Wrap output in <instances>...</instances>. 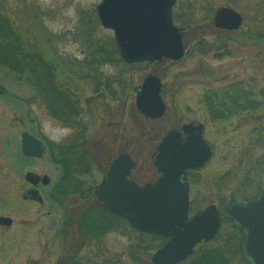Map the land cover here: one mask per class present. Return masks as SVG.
I'll return each instance as SVG.
<instances>
[{
  "label": "rangeland",
  "instance_id": "obj_1",
  "mask_svg": "<svg viewBox=\"0 0 264 264\" xmlns=\"http://www.w3.org/2000/svg\"><path fill=\"white\" fill-rule=\"evenodd\" d=\"M101 1L0 0V12L17 21H13L17 34L36 45L53 66L58 85L67 88L73 98L79 100L89 123L88 145L98 164L93 172L96 185L102 181L110 163L123 154H129L136 162L135 176L139 177V184L154 181L157 178L154 155L168 132L191 122L205 126V139L213 155L205 167L193 172L190 197L191 203L197 200L199 209L191 210V214L215 204L222 216L221 229L214 240L198 245L196 252L180 264L196 254L201 255L205 248L230 250L237 238L231 236L229 240L234 225L225 216V209L233 204L228 202L232 192L251 189L239 184L247 169L245 153L256 147L258 157L259 150L264 149V144L259 143V139H264V105L260 109L256 106V110H235L233 117L213 121L206 99L213 95L220 100L214 94L217 90L241 83L252 101L259 103L262 100L264 0H180L182 3L177 12L182 15L192 14L201 3H210L214 13L226 6L239 11L244 25L230 38L215 30L213 24L210 28L209 25L203 28L202 32L213 42L226 46L220 57L217 52L205 55L203 50L191 47L195 35L187 34V28L174 21L184 31L185 57L174 63L167 60L126 67L122 85L118 83L119 69L107 65L96 83L83 77V70L76 62L85 57L82 40L89 30L91 33L95 31L99 37H114L113 31L101 26L97 13ZM148 75H156L164 83L162 95L167 113L161 119L151 120L136 108V95ZM107 76L114 80L111 82L112 90L116 95L118 91L122 92L124 100L113 98L115 94L107 88ZM34 93V87L25 78L0 66V216L14 220L10 227L0 225V264H57L67 255V245L74 238L72 231L67 232L63 225L64 212L50 198L51 188L61 175V167L52 161L50 149L73 137L76 130L51 118L37 101L29 102ZM65 128L70 130L67 134L63 132ZM24 131H29L45 144L42 159L22 157ZM31 171L51 178L52 184L46 190L43 204L23 199L24 192L30 188L25 175ZM250 187L255 185L250 184ZM246 202L239 199L235 203ZM128 240L121 233H111L99 245L88 243L79 255L98 263L112 262L122 254ZM232 256L234 264H248L242 259V254Z\"/></svg>",
  "mask_w": 264,
  "mask_h": 264
},
{
  "label": "water",
  "instance_id": "obj_2",
  "mask_svg": "<svg viewBox=\"0 0 264 264\" xmlns=\"http://www.w3.org/2000/svg\"><path fill=\"white\" fill-rule=\"evenodd\" d=\"M177 0H102L97 13L102 26L114 32L121 58L128 64L179 61L185 57L184 31L174 24L173 9ZM214 26L221 30H239L244 18L232 7H221L214 16ZM163 82L148 75L136 95V108L155 120L165 117L167 104L162 95ZM203 124L187 123L182 130L168 132L155 156L161 176L144 186L129 176L135 161L129 154L114 159L94 196L111 215L127 220L138 232L160 235L166 243L153 253V264H180L201 243L214 240L221 229L222 216L215 204L191 215L189 170L203 168L212 157ZM41 141L23 134V151L41 156ZM26 180L36 186L48 176L28 172ZM24 200L44 199L36 188L23 194ZM225 216L243 237V257L249 264H264V191L246 203H233ZM11 217L1 216L0 225L12 226Z\"/></svg>",
  "mask_w": 264,
  "mask_h": 264
},
{
  "label": "trees",
  "instance_id": "obj_3",
  "mask_svg": "<svg viewBox=\"0 0 264 264\" xmlns=\"http://www.w3.org/2000/svg\"><path fill=\"white\" fill-rule=\"evenodd\" d=\"M181 3L182 1L178 0L174 8V21L180 27L187 28V34L195 35V41L190 44L191 47L203 50L205 55L217 52L219 53L217 56H223V53L220 52L226 50V46L213 42L207 34L202 32L204 27L209 25L210 28L213 24V6L210 3H201L199 9H195L192 14L186 16L177 12V7ZM13 21L17 22L2 11L0 12V66L25 78L34 87L35 93L29 102L37 101L51 118L65 127L76 130L75 135L66 142L49 148L52 161L61 167V175L51 188L50 198L52 203L64 212L63 225L66 226L67 232L72 231L74 237L67 245V255L61 258L57 264H152L150 261L152 252L160 248L166 239L158 235L136 231L125 219L109 214L94 197L96 184L93 172L94 167L98 164H96L88 145L89 123L85 117V111L81 108L79 100L74 99L67 88L58 85L53 66L45 59L44 54L37 49L36 45H31L17 34ZM98 25L100 24L98 23ZM217 31L225 38L232 37L234 33ZM85 34L82 40L85 57L80 61L76 60L78 68L83 70V77L95 80L97 83L102 77L101 74L105 72L104 68L111 65L119 69L118 83L122 85L126 67L148 65V63L130 65L124 62L113 36L99 37L95 31L91 33L90 30ZM106 78L109 82L107 88L115 94L113 98L124 100L122 92L118 91L119 93L116 95L112 90L111 82L114 80L108 76ZM214 94L219 96L220 100H217L213 95H209L206 99L210 118L213 121L227 120L236 114L235 110L241 112L256 110V106H259L260 109L264 105V89L260 92L262 100L256 103L252 101L247 89L241 83L229 85L226 89L217 90ZM259 143L264 144V139H259ZM255 152L256 147L245 153L244 161L247 163V169L244 170V176L239 184L251 189L232 192L228 198L230 204L239 199L249 201L264 191V177L262 176L264 149L259 150L258 157ZM99 169L101 170L100 167ZM225 178L223 177V179ZM190 179L191 181L194 179L193 173L190 174ZM250 184L255 187H250ZM222 202L226 203V200L222 198ZM197 209H199V203L195 199L191 203V210ZM117 232L127 236L129 240L124 251L116 260L98 263L80 257L81 250L88 243L96 242L99 245L109 234ZM231 236L237 238V242L232 244L230 250L226 251L219 247L205 248L201 255L196 254L184 264H234L232 254L241 256L242 238L236 227L232 234H229V240ZM65 239L67 240V238ZM242 259L244 260L243 255Z\"/></svg>",
  "mask_w": 264,
  "mask_h": 264
},
{
  "label": "flooded vegetation",
  "instance_id": "obj_4",
  "mask_svg": "<svg viewBox=\"0 0 264 264\" xmlns=\"http://www.w3.org/2000/svg\"><path fill=\"white\" fill-rule=\"evenodd\" d=\"M237 84V83H236ZM183 125H185V124H183ZM183 125L180 127V129H178V130H181V128L183 127ZM25 132H27L29 135H31V136H33V137H35L36 139H38L39 141H41L42 142V146H41V156H39V157H37V156H32V155H29V154H25L24 153V151H23V134L25 133ZM21 142H22V146H21V152H22V157L23 158H25V159H27V160H40V159H42V157L44 156V153H45V151H46V146H45V144L43 143V141L41 140V139H39L37 136H35V135H33L32 133H30L29 131H24L23 133H22V140H21ZM160 144V143H159ZM157 149H158V146H157V148H156V151H157ZM155 166V165H154ZM136 169H137V167H135V169L131 172V179L132 180H134L135 182H137L138 181V178L139 177H137V176H135V172H136ZM155 170H156V176H157V178L154 180V181H151V182H148V183H152V182H155L161 175H160V173H159V171L157 170V168L155 167ZM142 171V170H141ZM194 171H188V173H187V180H188V182L190 183L191 182V179H190V174H192ZM42 177H45V176H42ZM138 183V182H137ZM148 183H146V184H148ZM51 184H52V181L51 180H49V182L48 183H44V181H43V179H41V181L36 185V186H33V185H31L30 184V188H28L27 190H29V189H32V188H36L39 192H40V194L42 195V197H43V199H44V202H45V199H46V195H45V193H46V190L51 186ZM26 190V191H27ZM25 191V192H26ZM24 192V193H25ZM26 201H31V202H37V203H39L38 201H35V200H26ZM43 202V203H44ZM43 203H40V204H43ZM1 217V216H0ZM2 226V225H1ZM8 227H10V226H8Z\"/></svg>",
  "mask_w": 264,
  "mask_h": 264
},
{
  "label": "clouds",
  "instance_id": "obj_5",
  "mask_svg": "<svg viewBox=\"0 0 264 264\" xmlns=\"http://www.w3.org/2000/svg\"><path fill=\"white\" fill-rule=\"evenodd\" d=\"M70 130L69 129H63L64 134H67Z\"/></svg>",
  "mask_w": 264,
  "mask_h": 264
}]
</instances>
